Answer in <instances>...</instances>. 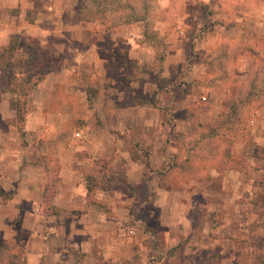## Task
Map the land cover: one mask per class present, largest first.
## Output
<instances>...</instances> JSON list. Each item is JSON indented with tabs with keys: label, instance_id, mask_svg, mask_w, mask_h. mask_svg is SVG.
Returning <instances> with one entry per match:
<instances>
[{
	"label": "rangeland",
	"instance_id": "374dc122",
	"mask_svg": "<svg viewBox=\"0 0 264 264\" xmlns=\"http://www.w3.org/2000/svg\"><path fill=\"white\" fill-rule=\"evenodd\" d=\"M209 1L68 0L73 13L63 16L73 23L59 27L61 39L42 43L52 71L59 52L71 61L64 51L87 48L67 38L70 28L84 41L100 34L103 54L116 55L109 75L131 88L121 125L130 130L126 152L112 155L114 166L133 179L151 177L135 195L119 186L124 198L113 208L112 248L104 249L106 237L99 235L94 248L75 250L74 264H161L159 248L172 245L179 264H217L224 226L264 230V24L243 23L242 33L225 36ZM25 47L19 44V57ZM84 65L83 80L96 96L97 84L111 82ZM17 125L22 130L24 122ZM248 215L256 223H247Z\"/></svg>",
	"mask_w": 264,
	"mask_h": 264
},
{
	"label": "crops",
	"instance_id": "0c3cea01",
	"mask_svg": "<svg viewBox=\"0 0 264 264\" xmlns=\"http://www.w3.org/2000/svg\"><path fill=\"white\" fill-rule=\"evenodd\" d=\"M67 1L0 0V46L8 47L17 35L20 38L17 50L21 53L20 43L26 45L32 40L44 50L43 44L51 38L61 39L64 35L59 34V27L66 22L73 23L63 16L72 9ZM209 3L214 10L213 18L225 36L242 33L243 23L264 24V0H210ZM75 22L80 24L78 20ZM73 31L67 38L79 40L87 48L63 50L72 55L71 61L59 52L57 70L48 69L42 80L45 83L32 89L25 98L22 130L17 125V112L11 106V100L17 95L3 87L0 69V188L10 194L0 196V239L22 236L26 264H74L75 250L94 248L102 234L106 237L104 249L112 248L108 229L114 217L113 208L124 198L118 192L124 184L109 180L110 172L99 178V182L111 185L97 189L90 196L86 174L97 168L111 170L115 167L112 155L119 158L126 152L124 138L130 130L121 131V125L123 115L129 112L126 104L131 105L124 102L125 91L131 88L115 84L118 79L109 75V65L116 55L109 49L103 54L97 43L99 33L86 35L84 41L79 36L81 33ZM225 38L228 41L229 37ZM108 39L114 40L112 36ZM23 54L20 56L24 57ZM84 64L111 82L97 84L96 96L90 93V84L83 80ZM145 178L144 175L136 179L128 176L129 182L136 186L144 183ZM53 208L68 213H56ZM248 216L250 219L247 217L246 222L255 221L253 216ZM233 226H224L218 236L217 264H264L263 226H260L261 233H244ZM171 234V231L165 232V235ZM79 235H83L82 239L75 241L74 237ZM204 243L197 242L192 250H199ZM176 248L169 247L172 252L159 248L163 252L161 264H179L178 254L174 253ZM226 252L231 254L226 256Z\"/></svg>",
	"mask_w": 264,
	"mask_h": 264
},
{
	"label": "trees",
	"instance_id": "16d2710c",
	"mask_svg": "<svg viewBox=\"0 0 264 264\" xmlns=\"http://www.w3.org/2000/svg\"><path fill=\"white\" fill-rule=\"evenodd\" d=\"M19 36H13L10 45L6 51L0 53V69L2 71L3 87L10 93L16 94L17 98L11 100V106L17 112V117L20 122H24L25 97L28 93L36 88L39 83L46 77L48 73V53L43 52L42 48L35 41H27L25 53L27 57H19L18 43ZM17 82V84H13ZM22 95L24 96L22 101ZM149 168L150 162L145 161ZM107 165V164H105ZM103 164V166L105 167ZM108 170L89 171L86 174L87 189L90 196L100 188H106L108 184H101L99 178H103L108 172L111 176L109 180L113 182L123 183L129 187L133 193H136L137 186L133 185L128 180V175L119 167L110 168ZM151 177L145 178V184H148ZM113 185V184H112ZM52 187V186H51ZM0 196L9 197V193H5L0 188ZM47 202L49 198L47 197ZM56 213H68L67 210L54 209ZM26 244L22 236L14 239H0V264H22L25 259Z\"/></svg>",
	"mask_w": 264,
	"mask_h": 264
},
{
	"label": "built area",
	"instance_id": "2783aa9c",
	"mask_svg": "<svg viewBox=\"0 0 264 264\" xmlns=\"http://www.w3.org/2000/svg\"><path fill=\"white\" fill-rule=\"evenodd\" d=\"M129 233H134V231H132V230H129Z\"/></svg>",
	"mask_w": 264,
	"mask_h": 264
}]
</instances>
